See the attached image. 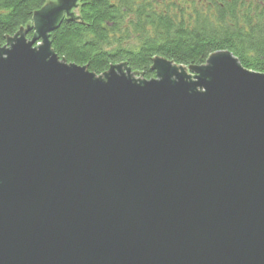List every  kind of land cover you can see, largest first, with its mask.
Segmentation results:
<instances>
[{"label":"water","instance_id":"water-1","mask_svg":"<svg viewBox=\"0 0 264 264\" xmlns=\"http://www.w3.org/2000/svg\"><path fill=\"white\" fill-rule=\"evenodd\" d=\"M76 5L0 46V264H264V73L222 50L94 75L50 47Z\"/></svg>","mask_w":264,"mask_h":264},{"label":"trees","instance_id":"trees-1","mask_svg":"<svg viewBox=\"0 0 264 264\" xmlns=\"http://www.w3.org/2000/svg\"><path fill=\"white\" fill-rule=\"evenodd\" d=\"M48 0H0V46L31 22ZM78 14L55 15L50 47L67 64L94 74L125 64L149 80L154 58L200 66L228 51L264 73V0H76ZM32 32L26 35L30 39Z\"/></svg>","mask_w":264,"mask_h":264},{"label":"rangeland","instance_id":"rangeland-1","mask_svg":"<svg viewBox=\"0 0 264 264\" xmlns=\"http://www.w3.org/2000/svg\"><path fill=\"white\" fill-rule=\"evenodd\" d=\"M50 1H53L55 4L57 3V0H50ZM168 1H175V2H180V4H186V2L188 0H168ZM77 7H78V4L76 5V9H77V12H78V8ZM30 26H33V20H31ZM136 77H138V76L136 75Z\"/></svg>","mask_w":264,"mask_h":264}]
</instances>
